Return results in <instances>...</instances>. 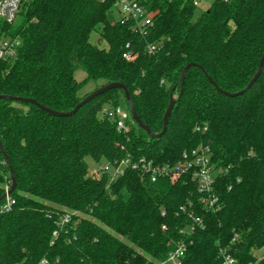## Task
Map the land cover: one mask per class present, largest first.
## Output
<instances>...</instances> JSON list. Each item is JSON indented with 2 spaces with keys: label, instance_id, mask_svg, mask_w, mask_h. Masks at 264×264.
Segmentation results:
<instances>
[{
  "label": "trees",
  "instance_id": "trees-1",
  "mask_svg": "<svg viewBox=\"0 0 264 264\" xmlns=\"http://www.w3.org/2000/svg\"><path fill=\"white\" fill-rule=\"evenodd\" d=\"M115 1L31 0L6 26L20 45L13 60H0V142L16 182L10 208L0 201V264H159L177 241L187 243L182 264H223V252L235 264H264V66L250 85L264 54V0H212L200 14L194 0H141L153 15L143 31L112 20ZM126 51L137 56L127 60ZM208 76L241 93H220ZM89 81L96 90L123 83L154 134L174 97L165 132L151 137L130 110L120 130L102 114L128 105L121 89L72 112L91 94H79ZM200 146L219 170L215 207L188 176L89 173L88 157L174 163ZM10 166L0 149V197L12 187Z\"/></svg>",
  "mask_w": 264,
  "mask_h": 264
},
{
  "label": "built area",
  "instance_id": "built-area-1",
  "mask_svg": "<svg viewBox=\"0 0 264 264\" xmlns=\"http://www.w3.org/2000/svg\"><path fill=\"white\" fill-rule=\"evenodd\" d=\"M31 0H0V60L11 61L18 53L20 42L14 39L6 26L14 24L20 16L23 8ZM201 0H194V5L199 6ZM117 14L118 19L122 23H130L135 30L143 31L152 24V13L149 12L141 3V0H116L113 6V16ZM148 53L153 54L156 51L155 45H148ZM137 56L136 52L126 51L123 57L127 60H133ZM102 114L114 119L117 128H126V124L130 119V113L124 112L120 106L115 108L104 107ZM128 168H134L139 171L141 177L148 178L151 182H157L162 179L175 181L179 178L188 176L195 182L197 190L202 194L201 202L210 207H215L218 197L214 193V186L219 170L210 160L209 150L206 146H200L191 151H184L182 157L174 163H159L142 157L133 160L130 155L121 159L107 161L100 167L89 170L90 175L100 178L104 175L108 176L109 181L116 180L123 176ZM11 185L5 186L6 197L2 200L1 211H6L13 203L11 194L8 192ZM165 212L163 211V214ZM71 215L64 214L60 227H65L70 222ZM197 220H200L197 218ZM165 228V227H164ZM189 229V228H188ZM192 230V227H191ZM59 231L54 232V236ZM187 249L185 241H177L175 248L171 250L165 260L159 264H182L183 257ZM223 264H235V258L230 254L223 252Z\"/></svg>",
  "mask_w": 264,
  "mask_h": 264
},
{
  "label": "water",
  "instance_id": "water-1",
  "mask_svg": "<svg viewBox=\"0 0 264 264\" xmlns=\"http://www.w3.org/2000/svg\"><path fill=\"white\" fill-rule=\"evenodd\" d=\"M194 66V63H189L187 64V66L185 67L183 73H182V76H181V80H184L185 79V75H186V72L187 70ZM263 66H264V54L260 60V63H259V69H258V72L256 73V75L254 76V78L251 80L250 82V85L260 76L261 72H262V69H263ZM209 77V76H208ZM209 80L213 83V85L215 86V88L220 92V93H223V94H226V95H237L239 93H235V94H232V93H229L223 89H221L216 83L215 81L209 77ZM108 89H121L124 91V94H125V98L128 102V105H129V110H130V113H131V116L132 118L134 119V121L136 122V124L141 127L142 129H144L145 131H147V133L151 136V137H159L160 135H162L165 130H166V127L168 125V121H169V117L172 113V110L175 106V103H176V99L174 97H171V100H170V103H169V106L165 112V115H164V128H163V131L159 134H154L151 132V130L147 127V125H145V123L141 120V118L139 117V115L137 114L133 104H132V101H131V97H130V93L127 89V87L123 84V83H120V82H113V83H110L104 87H101L97 90H95L94 92H92L90 95H88L87 97H85V99H83L81 101V103H79L77 105V107L72 111V112H75L84 102H86L89 98L105 91V90H108ZM4 96L3 95H0V98H3ZM8 98H12L14 100H18V101H25V102H33L35 104H37L38 106H40L42 109H44L45 111L49 112L50 114H53V115H57V116H64V115H69L71 114L72 112H59V111H56V110H53V109H50V108H47L41 104H39L37 101H35L34 99H30V98H21V97H8ZM0 149L2 151V153L4 154V157L6 159V162L9 164L10 166V160H9V157L8 155L6 154L3 146L1 145V142H0ZM10 169H11V178H12V187L10 189V191L8 192V194H12V192L15 190L16 188V182H15V177H14V172H13V169L11 168L10 166ZM6 197V194L2 195L0 197V201L2 199H4Z\"/></svg>",
  "mask_w": 264,
  "mask_h": 264
},
{
  "label": "rangeland",
  "instance_id": "rangeland-1",
  "mask_svg": "<svg viewBox=\"0 0 264 264\" xmlns=\"http://www.w3.org/2000/svg\"><path fill=\"white\" fill-rule=\"evenodd\" d=\"M211 3H212V0H201L199 6L197 7V14H200L202 11L206 10V9L211 5ZM18 19H19V17H18ZM18 19H17V20H18ZM117 19H118V15L115 14V15L113 16V19H112V20L114 21V20H117ZM97 38H98V35H97L96 33H93V34H92V37H91L92 41L97 40ZM75 76H76V78H77L78 80H83V79L86 77V73H85V71H84L83 69L79 68V69L76 71ZM98 84H99V83L94 82V81H89V82H87V83H86V84H85V85L79 90V94H80L81 96H84V95H86V94H89V93L94 92V91L96 90ZM120 107H121V109H122L124 112H128V111H129V107H128V105H127V103H126L125 100H122V101H121V105H120ZM87 161H88V164H89V170H91V169H95V168H97V167H100V165H103V164L105 163L104 161H102V162H100L99 164H95V163L92 161V159L89 158V157L87 158Z\"/></svg>",
  "mask_w": 264,
  "mask_h": 264
}]
</instances>
